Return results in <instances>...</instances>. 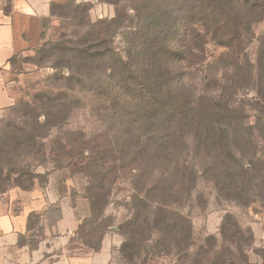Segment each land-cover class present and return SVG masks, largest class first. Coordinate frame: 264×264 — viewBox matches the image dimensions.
Returning a JSON list of instances; mask_svg holds the SVG:
<instances>
[{
  "label": "rangeland",
  "instance_id": "rangeland-1",
  "mask_svg": "<svg viewBox=\"0 0 264 264\" xmlns=\"http://www.w3.org/2000/svg\"><path fill=\"white\" fill-rule=\"evenodd\" d=\"M26 1L39 18L37 41L34 47L13 56L0 68V84L8 102L0 108V210L5 206L13 211L21 206L35 207L38 211L29 214L27 233L19 236L17 245L30 252L39 248L46 252L53 243L46 235L47 220L54 223L53 235L70 224L74 226V222L77 227L83 224L84 230L93 222L85 190L90 186V179L78 172L80 158L85 155L77 156L73 150L57 164L47 153H51L58 141L99 148L107 142L114 145L120 139L117 132L104 124L107 118L96 110V102L87 87L76 86V82L65 85L61 73L54 75L51 67L62 59L57 50L62 42L75 39L96 20L111 19L117 12L129 19L135 5L142 7L146 1ZM252 32L253 39L243 47V52L254 60L259 56L264 37V19L252 25ZM121 38L116 34L111 38V45L122 48ZM226 53L223 48L208 43L203 58L192 52L186 55L182 66L195 92H216L234 107V112L224 120L232 131L231 147L241 164L238 167L233 163L230 167L231 178L235 180L233 187L219 185L217 188L214 183L222 166L224 148L202 140L193 146L188 137L185 146L178 148L179 160L185 167H194L193 186L177 196V202L166 198L169 204L165 202L167 206L161 207L163 212L153 209L154 217L162 218L165 226L153 232L132 260H127L120 253L127 235L119 229L134 214L133 192L128 178L116 181L103 207L102 218L94 224L105 228L102 241L110 245L109 264H213L219 257L225 260L224 264H264V181L261 178L264 124L257 122L264 119V82L255 79L263 97L259 101L256 86L246 69L240 68L235 73L229 66L234 60ZM261 77L264 81L263 71ZM93 80L102 81L103 73L95 74ZM52 100L59 106H53ZM52 107L60 111L59 118L51 119L35 133L32 111L38 115ZM214 134H220L216 128ZM16 135L20 136L18 140ZM38 145L45 153L43 156L35 152ZM244 169L246 172L240 175ZM185 174L189 176L187 171ZM227 181L231 183V179ZM57 206L62 208L56 210ZM225 215H231L245 233L243 238L235 237L234 245L229 242V234L226 238L221 235ZM76 230L72 231L71 239L82 244L73 234ZM247 233L252 237L249 245L244 244Z\"/></svg>",
  "mask_w": 264,
  "mask_h": 264
},
{
  "label": "trees",
  "instance_id": "trees-1",
  "mask_svg": "<svg viewBox=\"0 0 264 264\" xmlns=\"http://www.w3.org/2000/svg\"><path fill=\"white\" fill-rule=\"evenodd\" d=\"M144 1L142 7L135 5L129 19L117 12L111 19L96 20L75 39L62 42L57 50L62 59L51 67L55 76L62 74L65 85L76 82V86L91 91L96 110L107 118L104 124L120 137L114 145L107 142L99 148L58 141L51 153H47L57 164L73 150L77 156L85 155L80 158L78 172L90 179L85 190L93 222L86 230L80 224L73 234L86 247L99 250L105 228L94 224L102 218L112 185L128 178L134 214L119 229L127 235L120 247L127 260H132L153 232L165 226L162 218L154 217L153 209L162 211V206L177 202V196L193 186L194 167H185L179 160L178 148L185 146L188 137L193 146L202 140L224 148L222 166L214 181L217 188L219 185L232 188L235 180L231 178L230 167L241 166L231 147L232 131L224 123L234 107L216 92L193 90L182 66L186 55L196 52L203 58L208 43L223 48L234 60L230 68L235 73L240 68L246 69L256 86L257 99L263 98L255 79L264 82L261 77L264 37L259 56L254 60L243 52V47L253 39L252 25L264 19V0ZM116 34L122 36V48L111 45ZM97 71L103 73L102 81L93 80L100 73ZM52 103L59 106L54 105L55 100ZM55 110L52 107L38 115L32 111L35 133L51 119L59 118L61 113ZM257 122L264 124V119ZM215 128L219 135L214 134ZM19 138L15 136V140ZM38 147L36 154L43 156L45 153ZM241 171L240 175L246 172ZM228 234L231 245L235 244V237L245 235L231 215H225L221 225V235L226 238ZM247 235L244 244L249 245L252 237L250 233ZM224 262L219 257L213 264Z\"/></svg>",
  "mask_w": 264,
  "mask_h": 264
},
{
  "label": "crops",
  "instance_id": "crops-1",
  "mask_svg": "<svg viewBox=\"0 0 264 264\" xmlns=\"http://www.w3.org/2000/svg\"><path fill=\"white\" fill-rule=\"evenodd\" d=\"M39 33V18L26 0H0V68L9 59L34 47ZM7 94L0 84V108L7 105ZM62 207H55L56 210ZM35 207L21 206L19 210H0V264H109L110 245L102 241L99 250L93 251L71 239L77 228L70 224L53 235V225L47 220L46 235L53 242L46 252L41 248L28 251L19 247V236L27 233L28 217ZM68 213V220L70 213ZM48 221L50 223H48ZM69 224V223H67ZM79 250L75 252L74 249ZM56 250V253L53 251ZM53 253V254H52ZM50 254V255H49Z\"/></svg>",
  "mask_w": 264,
  "mask_h": 264
}]
</instances>
